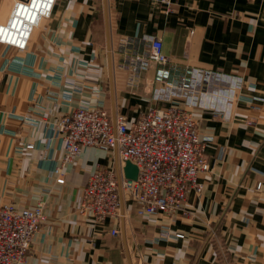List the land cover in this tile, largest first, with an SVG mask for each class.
<instances>
[{
	"label": "crops",
	"instance_id": "0c3cea01",
	"mask_svg": "<svg viewBox=\"0 0 264 264\" xmlns=\"http://www.w3.org/2000/svg\"><path fill=\"white\" fill-rule=\"evenodd\" d=\"M15 2L0 0V23ZM173 2L167 13L158 0H58L26 50L0 42V202L45 204L23 264H264V0ZM147 34L162 39L175 74L209 68L245 86L233 91L229 116L195 110L215 165L200 173L203 189L189 192L183 210L141 217L131 202L129 218L97 223L81 212L84 188L114 158L86 148L57 183L64 141L55 122L83 102L130 122L154 105L159 65L142 73L123 66L126 53L148 51ZM28 143L35 147L21 148ZM164 225L185 237H160Z\"/></svg>",
	"mask_w": 264,
	"mask_h": 264
},
{
	"label": "built area",
	"instance_id": "2783aa9c",
	"mask_svg": "<svg viewBox=\"0 0 264 264\" xmlns=\"http://www.w3.org/2000/svg\"><path fill=\"white\" fill-rule=\"evenodd\" d=\"M57 1L16 0L8 21L0 23V42L26 50L35 28L53 15ZM158 1L165 12L174 10L173 0ZM28 6V16L22 15V9ZM143 39L148 42V51H127L123 66L142 73L152 62L159 65L157 78L161 84L154 90V105L130 122L124 113L112 115L104 106L83 102L72 114L55 122L64 141L63 159L53 169L57 183H65L63 167L86 148L105 149L114 158L111 166H100L92 173L84 188L81 212L97 223L129 218L131 209L127 206L131 202L141 217L173 216L183 210L189 192L203 189L200 173L215 165V159L206 152L212 137L201 134L195 110L204 107L229 116L233 91L245 86L243 77L209 68L191 67L177 75L176 63L164 52L162 39L156 34L144 35ZM125 43L128 49L131 41ZM34 147V143H28L21 148ZM129 162L138 167L136 179L125 173ZM44 209L43 200L31 207L0 202V264H23L41 230ZM112 233L117 235L118 228L114 227ZM171 236L185 237L164 225L161 237Z\"/></svg>",
	"mask_w": 264,
	"mask_h": 264
},
{
	"label": "water",
	"instance_id": "95a60500",
	"mask_svg": "<svg viewBox=\"0 0 264 264\" xmlns=\"http://www.w3.org/2000/svg\"><path fill=\"white\" fill-rule=\"evenodd\" d=\"M125 173L129 178L136 179L138 177V167L129 162L125 167Z\"/></svg>",
	"mask_w": 264,
	"mask_h": 264
},
{
	"label": "rangeland",
	"instance_id": "374dc122",
	"mask_svg": "<svg viewBox=\"0 0 264 264\" xmlns=\"http://www.w3.org/2000/svg\"><path fill=\"white\" fill-rule=\"evenodd\" d=\"M46 20V19H45ZM250 123H252V124H254L255 123V121H251ZM259 185V184H258ZM258 187V186H257ZM261 187H262V185H261ZM170 217H172V216H170ZM160 237H161V231H160Z\"/></svg>",
	"mask_w": 264,
	"mask_h": 264
}]
</instances>
